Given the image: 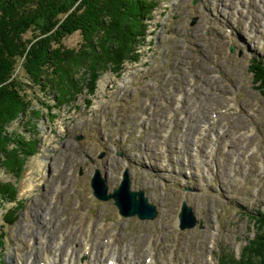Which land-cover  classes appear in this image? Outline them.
Here are the masks:
<instances>
[{
	"label": "rangeland",
	"instance_id": "1",
	"mask_svg": "<svg viewBox=\"0 0 264 264\" xmlns=\"http://www.w3.org/2000/svg\"><path fill=\"white\" fill-rule=\"evenodd\" d=\"M138 1L151 9L117 70L107 63L95 81L118 41L116 54L102 51L80 30L51 45L75 56L64 86L31 82L18 67L26 107L0 132V264H145L147 255L217 264L254 237L253 215L264 209V73L254 80L251 63H264V0ZM40 32L27 28L25 42ZM245 128L253 137L238 136ZM126 166L132 187L157 205L155 219L122 216L113 199L94 196L96 168L112 191ZM184 200L196 218L187 230L178 227Z\"/></svg>",
	"mask_w": 264,
	"mask_h": 264
},
{
	"label": "trees",
	"instance_id": "2",
	"mask_svg": "<svg viewBox=\"0 0 264 264\" xmlns=\"http://www.w3.org/2000/svg\"><path fill=\"white\" fill-rule=\"evenodd\" d=\"M128 1L132 4L131 0H0V132L5 131V124L19 117L26 107L22 91L24 81L17 75L19 66L31 82L40 84L44 77L49 80L48 84L52 83L50 85L57 88L64 86L66 75L71 76L72 68L65 63L75 56L51 48L52 44L59 42V34L80 30L85 41L95 38L99 40L102 51L105 44L113 54L112 44L118 41L117 54L112 59L101 56L93 77L97 81L98 73L107 63H113L117 70L122 64L120 57L133 48L141 31L139 15L151 7L150 3L144 5L138 0H133L136 5L129 7ZM115 21L125 30L122 37L118 33L111 36L118 28ZM56 26L58 30L50 35L48 31ZM29 27L42 30L32 45L25 42L23 36ZM83 67L88 68L85 64ZM260 70L264 73L263 69ZM1 145L0 149L3 148ZM253 216H257L255 219L259 221H255L254 237L242 247L239 257L224 254L219 264H264V211Z\"/></svg>",
	"mask_w": 264,
	"mask_h": 264
},
{
	"label": "water",
	"instance_id": "3",
	"mask_svg": "<svg viewBox=\"0 0 264 264\" xmlns=\"http://www.w3.org/2000/svg\"><path fill=\"white\" fill-rule=\"evenodd\" d=\"M124 178L119 188L113 193L108 194V186L105 177L102 176L100 170H96L92 178V186L95 195L102 200L114 198L120 209V213L126 216L138 215L142 219H154L158 212L154 204H150L148 198L143 191H132L131 180L128 171L124 172ZM181 217V227H192L196 223V218L192 208H187L186 203L183 204Z\"/></svg>",
	"mask_w": 264,
	"mask_h": 264
},
{
	"label": "bare ground",
	"instance_id": "4",
	"mask_svg": "<svg viewBox=\"0 0 264 264\" xmlns=\"http://www.w3.org/2000/svg\"><path fill=\"white\" fill-rule=\"evenodd\" d=\"M131 2L132 3H134V6L136 5L135 4V2L133 1V0H131ZM128 4H130V1H128ZM102 5V4H101ZM237 6V5H236ZM150 9H151V7H150ZM138 14V13H137ZM144 14L145 13H142V15L140 14L139 15V23L141 22V20L144 18ZM138 16V15H137ZM140 25V24H139ZM143 26L144 25H140V28H141V31H142V28H143ZM204 28V27H203ZM141 31L138 33L139 34V36H141L142 35V33H141ZM224 33V32H223ZM210 34V33H209ZM143 38V37H142ZM232 49H233V51H234V47H232ZM241 52V51H240ZM241 56V55H240ZM252 64L253 65H257V68L256 69H254L253 71H252V73H253V76H254V80H255V77H256V75L258 74V72H259V70L260 69H263L264 70V63H263V61L259 58V59H254L253 58V60H252ZM261 68H260V67ZM216 102V101H215ZM219 103V102H218ZM157 109H159V111H161V107H157ZM225 111L226 110H220V113H221V115L222 114H224L225 113ZM206 112V111H205ZM229 112H231V111H229ZM190 116H191V120L193 121L194 119H193V114H189ZM212 116H214L213 114H212ZM236 116V115H235ZM236 117H238V116H236ZM155 118H157V119H159V118H161L159 115L157 116H153L152 117V120H154ZM163 119H164V117H162ZM207 119H208V117H207ZM244 120V119H243ZM208 122H209V119L207 120ZM210 122H212V121H210ZM164 128V127H163ZM253 130V129H252ZM240 134H242L243 136H245V138H247L246 137V135L248 136V137H253V135H254V132H252V131H250V130H247V128H245L244 129V131H242V132H240ZM239 136V135H238ZM83 137H81V139H82ZM106 154V151L105 150H103L102 152H101V155L99 156L100 158H102L104 155ZM193 158V157H192ZM187 160H188V163L190 164L191 162H192V159H191V157H187ZM192 168L194 169V166L192 165ZM220 172H223V167H221V169L219 170ZM224 175H226V173H225V171H224ZM7 191V190H6ZM133 191V190H132ZM135 191H140V190H135ZM114 191H110L109 192V194L110 193H113ZM186 207L187 208H192L190 205H188V204H186ZM0 244H1V241H0Z\"/></svg>",
	"mask_w": 264,
	"mask_h": 264
}]
</instances>
